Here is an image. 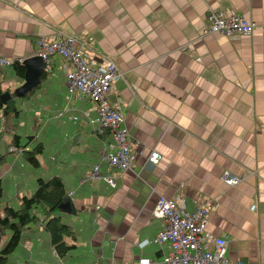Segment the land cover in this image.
<instances>
[{
    "label": "crops",
    "instance_id": "obj_1",
    "mask_svg": "<svg viewBox=\"0 0 264 264\" xmlns=\"http://www.w3.org/2000/svg\"><path fill=\"white\" fill-rule=\"evenodd\" d=\"M209 9L240 15L254 28L200 36ZM65 35L76 37L88 63L106 56L120 71L106 99L123 117L130 164L122 171L101 164L113 188L101 179L79 182L101 150L113 149L108 132H96L82 115L93 117L94 103L66 100L60 56L49 57L29 88L12 67L0 68V88L17 95L16 117L22 111L26 129L1 140L34 131L25 149L39 143L49 151L32 171L15 165L12 153L0 159L1 204L15 207L37 176H60L71 212L59 214L77 233L75 248L57 259L47 234L32 224L7 264L157 260L165 245L139 243L161 227L153 216L159 196L181 197L188 211L203 205L200 232L224 237L226 258L264 264V0H0L1 56L25 60L39 37ZM6 77L12 84L4 88ZM152 151L159 159L149 165ZM224 170L241 181L225 185ZM3 236L0 247L9 233Z\"/></svg>",
    "mask_w": 264,
    "mask_h": 264
},
{
    "label": "built area",
    "instance_id": "obj_2",
    "mask_svg": "<svg viewBox=\"0 0 264 264\" xmlns=\"http://www.w3.org/2000/svg\"><path fill=\"white\" fill-rule=\"evenodd\" d=\"M205 19L206 23L200 30V36L248 34L254 28L244 17L228 11L209 9ZM76 43V37L72 35L60 38L39 37L36 40L37 50L34 55L45 65L51 55L60 56L64 60L62 69L66 100L87 99L94 103L95 115L90 117L86 111L82 115L96 132H108L109 148L113 150H101L99 161L91 165L90 170L83 174L79 182L101 179L107 187L113 188L114 176L101 174V164L117 171L127 169L130 164V145L123 126V117L119 109L111 107L106 99L110 84L118 80L121 73L115 63L106 56H101L97 65L88 63ZM14 61L21 64L23 59H10L0 55V68L9 67ZM7 151L18 154L21 149L10 144ZM158 159L159 154L152 151L146 163L153 165ZM220 180L227 186H233L241 181V177L224 170L220 174ZM71 194L72 191L68 196ZM205 211L203 205H196L191 211L186 210L179 196H159L153 207V216L161 220V227L150 240L141 241L139 247L148 243L159 248L165 245V251L157 260L139 257L134 264H247L239 259L226 258L227 240L224 237H212L200 232L199 224Z\"/></svg>",
    "mask_w": 264,
    "mask_h": 264
},
{
    "label": "trees",
    "instance_id": "obj_3",
    "mask_svg": "<svg viewBox=\"0 0 264 264\" xmlns=\"http://www.w3.org/2000/svg\"><path fill=\"white\" fill-rule=\"evenodd\" d=\"M9 67H12L14 75L23 77L24 67L22 63L14 61ZM34 89H30V92ZM3 92H8L9 97L4 104L0 100V147L2 151H5L4 154L0 153V159L8 155V146L12 144L21 149V160L36 168L39 165L38 157L43 151L41 144L35 143L30 148L25 149L23 144L32 137L26 136L27 140L20 143L21 138L15 134L11 136L8 143L1 140L2 133L16 130L17 124L13 118L18 113L13 99L17 95L7 89L2 90L0 88V95ZM21 96L24 97V95ZM34 185L35 187L29 195H16L17 205L14 207L5 203L1 204L4 186L0 180V237L6 232L9 233L8 239L0 247V264H7L9 256L19 245L23 232L32 224L40 226L47 234L48 242L57 258L68 256L69 252L75 248L76 230L59 214L64 212L60 209V205L69 201L61 177L56 175L46 178L37 176Z\"/></svg>",
    "mask_w": 264,
    "mask_h": 264
},
{
    "label": "water",
    "instance_id": "obj_4",
    "mask_svg": "<svg viewBox=\"0 0 264 264\" xmlns=\"http://www.w3.org/2000/svg\"><path fill=\"white\" fill-rule=\"evenodd\" d=\"M22 65L24 67V78H25V83H26V87H30L31 85H33V81L32 80H36L37 81V74L39 73V71L44 67V63L40 60V58L36 55L31 56L26 58L25 60H23ZM29 84V86H28ZM28 88H21L22 90H26ZM9 97L8 92H3L0 95V100L1 103L4 104L5 100ZM60 209L64 212H70L71 208H70V202L67 201L63 204L60 205Z\"/></svg>",
    "mask_w": 264,
    "mask_h": 264
},
{
    "label": "rangeland",
    "instance_id": "obj_5",
    "mask_svg": "<svg viewBox=\"0 0 264 264\" xmlns=\"http://www.w3.org/2000/svg\"><path fill=\"white\" fill-rule=\"evenodd\" d=\"M10 71V70H9ZM11 73V72H10ZM11 84H12V82L10 81V80H8V78L6 77L5 79H4V81H3V86H4V88H6V87H10L11 86ZM14 99V101L16 102V103H18V100L17 99H15V97L13 98ZM22 112V111H21ZM20 112V114H19V116L18 117H15V118H13V121L17 124V128H16V131L17 132H21L22 131V133H24L25 132V130H23V126H24V122H23V117H24V114L23 113H21ZM15 131V132H16ZM9 133H11V132H9ZM9 133H6V132H4V133H2L3 135L4 134H9ZM25 134H29V135H26V136H30V137H33L34 136V134H35V132L33 131L32 133H31V131H29V133H25ZM27 140V138L25 137V136H23V137H21V142L22 143H24L25 141ZM33 144H31L30 145V147L32 146ZM45 151V152H44ZM44 151L40 154V156H39V160H40V163H43L46 159H47V153H49V151H47V149H44ZM0 153L1 154H4L5 153V151L3 150L2 151V148L0 147ZM13 155H14V158H15V165H21V167H25L26 169H28V171H30V169H31V171L32 170H34L35 168H33L31 165H28L26 162H24V161H22V163H18L17 162V159H16V157L17 158H19L20 157V153H18V154H14L13 153ZM11 159V158H10ZM21 159V158H20ZM43 165H45V164H43ZM22 170H23V168H22ZM33 183V182H32ZM31 191V190H30ZM30 191L28 192V193H30ZM64 212H62V214H63ZM9 237V236H8ZM0 239H1V242L3 243L4 242V240H5V236H1L0 237ZM8 238H6V240H7ZM58 259V258H57ZM67 262H68V260H67ZM62 263H63V261H62ZM62 263H58V264H62Z\"/></svg>",
    "mask_w": 264,
    "mask_h": 264
}]
</instances>
